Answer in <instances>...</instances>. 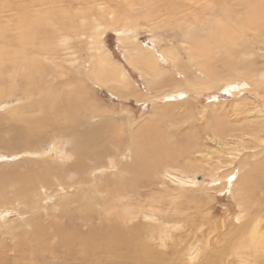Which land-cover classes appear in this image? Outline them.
Segmentation results:
<instances>
[{
    "label": "bare ground",
    "instance_id": "bare-ground-1",
    "mask_svg": "<svg viewBox=\"0 0 264 264\" xmlns=\"http://www.w3.org/2000/svg\"><path fill=\"white\" fill-rule=\"evenodd\" d=\"M62 1L67 2L58 0L56 3ZM81 1L79 4H84L77 10L78 13L70 9L58 12L54 10L55 6L48 3L27 6L19 1L24 6L23 10L10 16L0 15V107L4 109L14 101L21 104L12 114L0 115V216L11 212L30 214L32 232L29 241L43 247L46 242L44 237L59 236L68 245L66 248L78 246L83 251L82 256L87 258L91 255L89 264H141L146 252L153 255L155 264L159 259L179 258L181 249L191 236L202 240L200 248L204 256L213 253L215 259L219 256L222 260L228 252L229 255H236L237 264H263L262 201L246 194L252 170L236 186L237 212L227 220L228 227L219 231V237L215 236L213 243L210 242L211 237L195 230V207H191L188 216L185 210L180 208L178 211L177 205L172 204L178 191L187 190L186 187L191 191L197 184L191 175L194 164L189 159L196 155L194 159L209 165L204 159L212 156L219 164L222 160V163H231L229 160H235L232 148L242 146L236 137L230 138L231 133L237 134L226 127L220 131L217 125L214 127V124L208 123L204 134L200 136L193 131L187 139H182L180 145H176L180 139L176 140L172 132H163L161 141L152 127H147L153 120L146 119V124L139 130L134 128L133 116L128 111L125 114L126 107H121L120 113L104 108L94 90L109 85L114 97L123 100L135 98L134 101L141 104L148 100L146 95L134 89L124 65L109 55L104 35L107 29H111L125 65L147 77L148 84L154 90L161 89L163 94L167 93L168 99L172 94L179 93L184 100L190 95L210 93L219 83L229 85L237 81H242L241 89L258 92L264 86V64L263 69L251 70L250 63H246L248 56L235 55L230 67L224 69L225 75L216 71L212 59L223 51L228 53V45H236L242 31L264 34V0H240L242 13L235 12L227 18L236 26L220 21L217 15L213 21L200 24L204 38L193 39L195 47L187 51L189 61L195 62L202 76L188 79L185 72L183 84L166 78L169 71L163 65V62H170L172 67L178 68L180 57L177 51L171 45L160 47V41L154 35L150 38L151 46L141 45L136 33L139 28L137 20L145 17L148 24L154 25L149 24L153 32L157 18L176 17L182 13L181 8L190 10L194 17L199 10L205 9L197 8L194 3H188L189 7L180 3L173 10L168 3L164 8L155 10V14L150 10L135 13L133 4L128 3L130 12L109 6L111 1L117 0H105L108 3L106 6L102 0ZM193 19L196 21L198 18ZM74 39L88 41L92 54L88 69H85L84 61L73 55L77 42ZM172 81V89L164 92ZM151 87L148 85V89ZM262 93L263 104L248 115L255 120L249 124L263 130ZM153 98L151 94L150 99ZM167 110L153 113L160 119V113ZM165 112L163 115L167 117L169 114ZM167 118L169 120V116ZM242 128H239L243 131L241 135L246 137ZM51 152H54V158L48 155ZM18 155L21 160L15 165H6L9 159ZM44 157L48 159L43 160ZM50 159L59 163H51ZM221 166L217 165V168ZM245 166L249 167L245 163L238 172ZM158 177L174 179L173 183L177 184L171 196L172 207L164 213L155 210L156 206L152 203L147 204L150 207L145 206L149 209L147 212H143V207H133V200L139 199L142 194L139 188L154 183ZM131 193L137 194L131 196ZM261 194L263 198V188ZM108 204L116 211L114 217L107 224L101 221L99 225L92 224L89 209L94 211ZM39 212H53L56 223L64 218L71 225L63 228L60 223L55 224ZM140 216L146 222L138 219ZM6 227L0 225L2 229ZM51 230L53 232H49ZM214 242L216 251L212 250ZM138 245H142L139 252L136 250ZM12 247L18 250L17 245ZM151 247H154V252H151ZM8 249L7 243L0 241V264L8 263L9 259L4 256L6 251H11ZM197 255L196 248L188 253L186 261L179 259L164 264L217 263L215 259L201 263ZM86 258H83L84 262Z\"/></svg>",
    "mask_w": 264,
    "mask_h": 264
},
{
    "label": "rangeland",
    "instance_id": "rangeland-1",
    "mask_svg": "<svg viewBox=\"0 0 264 264\" xmlns=\"http://www.w3.org/2000/svg\"><path fill=\"white\" fill-rule=\"evenodd\" d=\"M19 1L27 6L34 3L38 6L48 3L52 6H55L54 10L62 13L67 9H70L73 13H78L77 10H80L81 6L84 4H79L81 0H66V3L63 1V3H56L58 0H0V15L10 16L16 14L20 10H23L24 6H21ZM130 1L132 2L130 3ZM248 1L249 0H247V2ZM102 2L105 4V6L108 5L105 0H102ZM249 2H253V0H250ZM110 3L111 5L109 4V6L115 7V9L122 12L124 9H126V12H130L129 4H133L135 6L133 9L135 10V13H141L150 10L153 14H155V10L160 9L161 7L164 8L168 3L173 10L177 9L180 3H182V5L187 4V6L189 5L188 3H194L197 8L205 9L199 10L195 14L194 17L198 18L196 21L193 19L194 17L191 16L190 10H187L186 8H181L180 12L182 13L176 17H171L169 19L165 17L157 18L154 20L156 25L155 29H153V32L150 30L152 24L149 22V24H151L149 26L145 17H142L141 19L139 17L137 20L139 28L136 30V33L137 39L141 45L149 46L151 44L150 38L152 35H154L157 37V40L160 41L158 42V45H161L160 47L171 45L173 49L177 51L180 57L179 67H172L170 62H168V64L163 62V65L169 71L168 75H166V78L169 80L174 79L181 84H183L184 77H186V75L188 79H191L194 76H202L200 69L195 66V62L193 63L189 61L187 51L188 48L191 50L194 49L195 46L192 42L193 39L203 40L204 38V34H202L200 31V24L203 21H213L214 17L217 15V18L220 21L227 23L229 26H236L232 23H229L227 18L232 16L235 12L239 14L242 9L240 0H117L111 1ZM61 7L65 9H61ZM73 7L77 9L75 10ZM111 32V29H107L104 35V45L109 50V55L114 60L124 65L133 82L135 87L134 89H136L139 93L146 95L145 97L148 98V100L144 102L145 104L135 102V98L123 100L111 95L109 91V85L101 86L94 91L98 97V100L104 103V108L108 107L109 110L112 109L117 113H120L121 107H126V112L124 111L125 114H127V111L128 113H131L134 121L133 127L138 130L144 127L146 124V119L153 120V122L150 123L151 125L147 126L148 129L152 127L153 132L159 137L161 141L163 139H161L160 135L163 132L165 134L172 132L171 134L176 137V140L180 139L176 145H180L182 139L184 140L186 137H189L193 131L194 133L198 132L200 136L204 134L203 131H206L204 130V127L208 123L214 124V127L217 125V128L220 131H224L225 127L227 130H232V132L237 135H233L231 133L230 138L235 139L236 137L242 144L240 147L234 146L235 148H232V158L235 159L229 160L232 161V164L222 163L224 160H222L221 164H219L212 156L206 157L204 159L205 161L209 162V165L206 163L204 164L201 161L200 163L198 160L194 159L196 155L192 157L191 160L189 159V161L192 162V165L194 164L192 166L193 172L191 175H193L197 181L196 186L191 191H189V187H186L187 190L178 191V195L173 197L174 200H172L171 196L177 189V184L173 183L174 179L169 180L168 177H158L157 179H154V183H149L139 188L140 193L142 194L140 195L139 199L133 200V207L136 209H139L140 207L145 208V206L150 207L147 204L152 203L154 206L159 208L156 209V207H154L155 210L162 211V213H164L169 207H172L170 203L172 200V204L177 205L176 210L179 211L180 208H182V211L185 210L187 213L186 215L188 216L190 215L191 207H195V230L198 229V233L201 232V234L211 237L212 241L210 242L213 243V241H216L215 236L219 234V231L228 227L227 220H230L235 212H237V201L235 197L236 192L234 191L236 186L241 184V181L247 177L249 170H252L253 174L250 172L251 179L249 186L246 188V194L248 196L261 199L263 206L262 211L264 212V197L262 198L261 194V188L264 190V129L262 130L261 128L253 127V124H249L251 120H255L254 117L250 118V115H248V112L252 111L258 106L260 107L263 104L261 99L263 96L261 95L263 94L262 92H264V86L258 92H253L251 89H241L240 87L243 85L242 81H237L236 83L229 85L219 83V85H216V87L213 88L210 93H203L198 96L196 95L197 97L195 95H190L184 100H181L179 93H174L170 96L171 98L168 99V97H166L167 93L163 94L161 89L154 90L153 87L148 84L149 79L147 77H143V75L141 76L138 72L125 65L123 62L121 48H119V45L116 42V36ZM74 41L77 42L75 43L76 52L73 55L75 58L79 57L80 60L84 61L86 64L85 69H88L90 57L92 55L89 49L90 46L87 45L88 41H85L84 39L81 41L74 39ZM236 43L237 44L234 46L232 43L228 45V53L223 51L212 59V62L215 64L216 71L220 73L223 72L225 74L226 70L224 69L229 68L234 61V56L239 54L248 56L246 63L247 65L250 63L249 69H263L261 67L264 64V34L255 33L252 30L242 31L240 32ZM250 59L251 61H249ZM65 65L67 68L69 67L68 64ZM185 72L186 75L184 74ZM148 85L151 87V89H148ZM173 86L174 82L172 81L168 88H165L163 91H170ZM256 93L257 95H260L257 96ZM151 94L154 96L153 99H150ZM19 106H21V104L17 101H14L11 102L8 107L5 105L6 108L4 109H2L3 107H0V115L12 114L13 111H15V109ZM163 109H168L166 112H164L166 115L169 114V120L167 118L168 116L166 117L163 115L164 112L160 113V119H157V116L153 113L154 111L157 112ZM169 110L172 111L170 112ZM217 119L219 121H217ZM240 126L243 127L242 129H244V132L247 135L246 137H242L241 134L243 131L239 129ZM245 127H250L251 129H248V131ZM173 147H175V145H173ZM48 155L51 158H54V152H51ZM44 158L45 159L43 160L48 159L46 157ZM19 160H21L20 155H18L15 159H9L6 162V165H15ZM225 160L227 161V159ZM52 161L56 162L50 159L51 163ZM245 163H247L249 167L251 166V169L245 166L244 170L238 172L240 166L244 165ZM217 165L222 166L217 168ZM251 182L255 183V185L251 184ZM136 194L137 193H131L130 195L134 196ZM131 198L133 199V197ZM154 201H156L155 204ZM15 205L16 204L14 203V206ZM110 206L111 204L101 207L103 210L101 208H96L94 211L89 209L91 211L89 213L91 216L89 221L95 225H99L100 221L104 224H107L116 213V211L111 209ZM142 210L143 212L149 211L148 208ZM35 212H37V210H35ZM39 213L44 218L51 219L52 222H55V224L60 223L59 225L63 228L65 225H71V223L64 218L61 220L62 222L58 221L56 223V221L53 219V212L46 214H43L42 212ZM154 213H156V211H154ZM31 217L32 216L30 214L19 215L17 212H11L9 214L0 216V225L7 226L5 229L0 228V241L7 243V247L9 248L8 250H11L8 253L6 251L4 255L9 259L7 264H89L92 261L91 255H89L87 258L84 255L82 256L83 251L78 246L77 248L74 246H71L72 248L70 249L66 248L68 245L64 244L61 241L63 238L59 236L57 237L53 235L50 238L44 237L46 242L43 247H38L36 243L29 241L28 237L32 232V228L30 226ZM138 219H140L142 222H146L142 220V216H140ZM183 223L186 226L184 219ZM49 232H53V230ZM13 245H17L18 250L12 247ZM201 245H203V243L198 236H191L187 239L183 249H181L179 258L176 256H171L168 259H159L156 261V263H172L177 262L179 259L186 261L188 259V253H191L193 249L196 248L198 249L197 257L201 263H206L215 259L213 253L204 256L203 250L200 248ZM141 248L142 245L136 246L137 252H139ZM151 248V252H154V247ZM212 250H217L215 242L214 245H212ZM143 256H145V258L144 262L141 264H155L154 257L151 253H143ZM224 256H222V260H220L218 256L215 261L217 263L219 262L218 264H222V261H225L223 264L238 263L236 262L237 257L234 253L229 255L227 252V255ZM132 257H134L133 253ZM83 258H86V262L83 261Z\"/></svg>",
    "mask_w": 264,
    "mask_h": 264
}]
</instances>
